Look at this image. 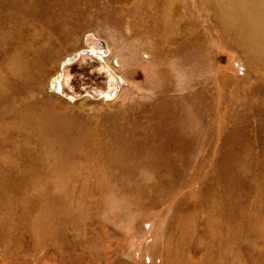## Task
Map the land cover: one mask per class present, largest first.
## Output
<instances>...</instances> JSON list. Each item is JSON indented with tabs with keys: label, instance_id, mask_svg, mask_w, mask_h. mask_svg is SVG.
I'll use <instances>...</instances> for the list:
<instances>
[{
	"label": "rangeland",
	"instance_id": "obj_1",
	"mask_svg": "<svg viewBox=\"0 0 264 264\" xmlns=\"http://www.w3.org/2000/svg\"><path fill=\"white\" fill-rule=\"evenodd\" d=\"M244 1L258 45L219 0H0V264H264V0ZM94 43L120 85L85 54L49 91Z\"/></svg>",
	"mask_w": 264,
	"mask_h": 264
},
{
	"label": "bare ground",
	"instance_id": "obj_2",
	"mask_svg": "<svg viewBox=\"0 0 264 264\" xmlns=\"http://www.w3.org/2000/svg\"><path fill=\"white\" fill-rule=\"evenodd\" d=\"M240 1L243 2L242 6H240V4H239ZM252 2H254V1H252ZM219 4L221 6L219 9V14L222 17L223 24L226 23L227 26H229V27L235 26L234 29H237L239 37H240V34H242V36H244V37H240L241 39H243L244 42H249L253 45L254 44L258 45L259 44V43H257L258 38L255 39V35H254L252 28L260 23L259 22L260 17L254 16L255 13L252 12L254 6H247V4L245 3L244 0H219ZM261 7H262V5H260V3H258L256 5V8H258V9H254V10H256V14H258L259 12L261 13V11L263 10V7L262 8ZM250 26H251V28H250ZM262 32H263V28L260 32V35L263 34ZM260 35L258 34L256 37H258ZM87 39L88 38L85 37V40H87ZM263 39H264V37H263ZM87 50L94 52L96 54V57H98V60H99V62L97 64L101 68H105L110 72L108 84L109 85H115V83H116V78H114L115 74H114V76L111 75L110 69H112V68H109L110 65L104 61L105 56H108V55L102 54L101 49L98 48L95 45V43L93 46H91ZM81 51H83V50L80 49L74 53L68 54L60 60V62L58 64L59 70L54 75H52V77L49 80V86H48L49 91H52L54 93H61L64 90V86H66L65 88H66V90H68L67 88L69 87V85H68L69 84L68 83L69 82V73L66 71L65 68L68 67L69 65L73 64V62L80 56ZM117 61L118 60H115L113 62V65L119 66ZM95 91L100 92L99 90H95Z\"/></svg>",
	"mask_w": 264,
	"mask_h": 264
},
{
	"label": "water",
	"instance_id": "obj_3",
	"mask_svg": "<svg viewBox=\"0 0 264 264\" xmlns=\"http://www.w3.org/2000/svg\"><path fill=\"white\" fill-rule=\"evenodd\" d=\"M99 42V44H101V42L100 41H98ZM83 51H81V53H80V55H85V54H90L91 56L93 55L94 57H96V54L94 53V52H91L90 50H85V49H82ZM103 52V51H102ZM96 58H98V57H96ZM115 78H118V76H116V74H115ZM120 85V83H119V81H116V83H115V87H117V86H119ZM112 88L108 93L111 95V96H114V94L116 93V88ZM63 92V91H62ZM61 92V93H62Z\"/></svg>",
	"mask_w": 264,
	"mask_h": 264
}]
</instances>
